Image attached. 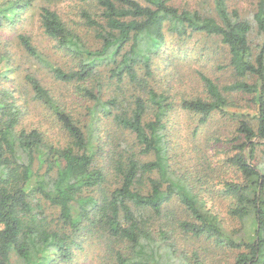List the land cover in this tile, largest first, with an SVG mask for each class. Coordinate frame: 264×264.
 Wrapping results in <instances>:
<instances>
[{"label":"trees","instance_id":"trees-1","mask_svg":"<svg viewBox=\"0 0 264 264\" xmlns=\"http://www.w3.org/2000/svg\"><path fill=\"white\" fill-rule=\"evenodd\" d=\"M31 1L0 0V39ZM90 1L96 12L84 9L80 17L94 31L95 45L56 10L39 8L42 32L70 56L67 69L50 61L28 34L16 35L28 57L92 102L83 118H75L34 74L24 76L31 98L60 125L63 144L46 141L37 126L21 125L20 104L0 81V264H78L67 261L74 247L82 249L83 234V241L95 234L102 239L97 243L104 255L96 264H172L173 245L160 241L175 229L234 251V262L222 264H264V0H257L252 17H242L226 0H212L214 14L177 8L169 0ZM167 33L218 37L228 49L227 69H221L230 71V79L219 82L195 70L200 88L175 104L169 91L153 85ZM252 33L260 37L254 50ZM6 59L0 52V63ZM103 71L108 84L116 90L129 85L132 94L102 99L95 76ZM176 106L198 117V125L213 115L236 122L225 158L228 177L204 181L178 160L172 164L168 117ZM103 119L129 139L123 143L111 133L110 167L96 164ZM107 168L119 178L112 189L103 186ZM213 193L227 200L229 219L207 206L205 198ZM172 201L180 205V216L169 213V221L163 220ZM185 257L203 264L196 252L190 261Z\"/></svg>","mask_w":264,"mask_h":264},{"label":"rangeland","instance_id":"rangeland-1","mask_svg":"<svg viewBox=\"0 0 264 264\" xmlns=\"http://www.w3.org/2000/svg\"><path fill=\"white\" fill-rule=\"evenodd\" d=\"M24 1L20 0L21 4ZM168 3L177 8L214 14L212 0H169ZM226 3L230 9H236L242 17H252L257 0H226ZM41 6L56 10L87 44L95 45L94 31L84 23L80 12L84 9L90 13L96 12V4L90 0L88 2L83 0H32L20 14V22L1 33L0 52H4L7 59L6 62L0 63V81L3 88L10 90L13 97H16V103L20 104V124L26 127H39L43 131L45 140L57 146L66 141V136L61 132L60 125L54 121V117H51L48 110L40 102L31 98L30 87L24 76L28 72L34 74L57 99L67 104L75 118H83L82 114L87 107H91L92 102L78 98L72 84H63L55 80L45 68L40 67L35 60L28 57L19 46L16 39L17 33H26L31 37L36 48L50 61L64 69L70 67L72 63L70 56L63 50H58L55 41L45 35L39 26L38 14ZM251 39L254 50V46L260 42V37L252 33ZM163 48V51L155 58L156 81H153V85L159 90L169 91L170 99L175 104L183 94L192 95L200 88L195 70L208 74L219 82H225L231 77L229 70L221 69L222 67L227 69L228 49L216 36L194 33L190 37L178 39L174 34L167 33ZM169 58H173V62ZM164 59H169L170 64L165 65ZM104 76V71L95 76L96 81L100 80V83H97L101 84L99 95L102 99H107L110 95L127 98L132 94L131 86L122 84L121 88L116 90V85L108 84ZM245 98L248 97L243 99ZM168 119L172 164H177L178 160L182 163L183 169L192 168L191 171L199 176L202 175L204 181L207 179L215 181L222 177H228L232 173L226 166L225 158L231 154V144L228 141L234 135L235 121L213 115L206 123L198 125V117L180 110L178 106L174 107ZM98 124V144L101 149L97 147L96 164L102 166L106 163L110 167L109 160L112 151L115 150V142L112 144L110 141L111 133H116L119 136L120 130L112 127L106 119ZM195 132L197 133L194 134ZM217 137L218 139H215ZM126 140L128 143L129 139L124 133L119 136L120 142L124 143ZM262 148L260 146V149ZM107 170V181L103 186L112 189L118 183L119 178L111 168H107ZM206 195H208L207 192L204 193V197ZM211 195L212 199L205 198L207 206L211 207L212 211L218 213L220 217L229 219L226 213L227 200L218 193ZM180 209L178 202H170L164 210L165 213H168V219L163 220L169 221L171 218L169 213H172L173 217L180 216ZM55 211L53 210V212ZM83 235L79 240L82 249L74 247L72 259L67 262L78 264L100 262L99 259L104 255L103 244L97 242H101L102 239L98 234H95L83 241ZM166 242L172 244L176 251L171 259L172 264H187L188 262H184L182 255L188 256L189 260L185 258L190 261L193 258V252H196L198 259L203 264L234 262V251L214 248L206 240L187 236L176 229L171 230L167 241H160L161 244ZM101 260L106 261V258Z\"/></svg>","mask_w":264,"mask_h":264}]
</instances>
